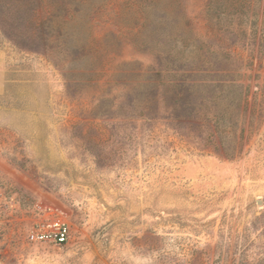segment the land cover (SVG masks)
<instances>
[{"label": "rangeland", "instance_id": "rangeland-1", "mask_svg": "<svg viewBox=\"0 0 264 264\" xmlns=\"http://www.w3.org/2000/svg\"><path fill=\"white\" fill-rule=\"evenodd\" d=\"M254 1L251 21L229 0H160L135 38L146 0H0V264H264ZM138 69L161 73L149 108ZM38 207L64 215L67 244L27 241Z\"/></svg>", "mask_w": 264, "mask_h": 264}, {"label": "trees", "instance_id": "trees-1", "mask_svg": "<svg viewBox=\"0 0 264 264\" xmlns=\"http://www.w3.org/2000/svg\"><path fill=\"white\" fill-rule=\"evenodd\" d=\"M147 1V7L145 6H141L140 5V8L137 10L138 13H140L139 17H138V22H139V29H138V33L137 35L135 36V38H138L139 37V32H142L141 28H147V26H150L153 24V26L155 27L156 24H158V19L154 18L152 19V14H156L157 13V10H156V7L158 6V4L160 3V0H146ZM215 1V0H214ZM230 2H233V3H237L235 6L234 11L232 12L233 14L234 13H238V14H241L243 16H245L248 20H256L257 17H258V10L256 11L254 9V0H229ZM64 2H58V3H55V2H52V10L53 11H60L62 10L64 15L63 16L64 18L62 19L63 20V23L64 24H68L69 22L73 21L74 20V13L70 12L69 11V6ZM262 14H264V11L262 12ZM161 19V17H159ZM71 39V38H70ZM54 40H57V37L54 36ZM92 40H88L86 43H85V46H83V48H79V49H76L75 51H70L71 47H67V43L66 45L64 44V46L67 47V51L68 53V56L69 57H77L78 55V51H80V56H85L83 51L84 49L86 48L87 50H90L89 52H91L92 50H94V47L93 46L94 44L91 42ZM155 44H158V39L155 40ZM134 46H135V43H132ZM72 50V49H71ZM70 51V52H69ZM85 52V51H84ZM157 54L156 55V58H159V56L157 57L158 55V52H156ZM77 54V55H76ZM73 55V56H71ZM79 59V58H78ZM143 70H137L135 72V77H143V76H148L150 79H149V82H151V84H153V92L151 94V97L149 98V100L146 101V108L148 107H151L153 103H157L158 100H159V90H155L158 85H159V76L161 75V73L157 70V71H153L151 69H147V73L143 74L142 72ZM197 83H193L191 84L190 88H193L196 86ZM228 86H232V87H237V88H240V89H244V87L240 84H236L235 82H231L229 83ZM177 86L176 85H172L171 88L172 90L174 88H176ZM188 91H190L188 89ZM155 107L156 104H155Z\"/></svg>", "mask_w": 264, "mask_h": 264}, {"label": "built area", "instance_id": "built-area-1", "mask_svg": "<svg viewBox=\"0 0 264 264\" xmlns=\"http://www.w3.org/2000/svg\"><path fill=\"white\" fill-rule=\"evenodd\" d=\"M37 220L27 231L26 239L31 244L61 246L68 243L70 225L61 212L36 208Z\"/></svg>", "mask_w": 264, "mask_h": 264}]
</instances>
